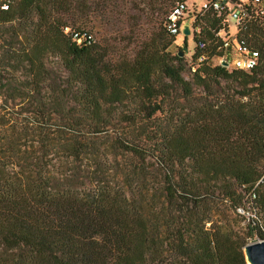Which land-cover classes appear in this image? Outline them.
Returning a JSON list of instances; mask_svg holds the SVG:
<instances>
[{
	"label": "trees",
	"instance_id": "trees-1",
	"mask_svg": "<svg viewBox=\"0 0 264 264\" xmlns=\"http://www.w3.org/2000/svg\"><path fill=\"white\" fill-rule=\"evenodd\" d=\"M80 2L0 0V264H247L264 240V20L235 37L260 52L249 70L219 64L212 11L193 65L163 26L113 60L64 33L88 31Z\"/></svg>",
	"mask_w": 264,
	"mask_h": 264
},
{
	"label": "rangeland",
	"instance_id": "rangeland-1",
	"mask_svg": "<svg viewBox=\"0 0 264 264\" xmlns=\"http://www.w3.org/2000/svg\"><path fill=\"white\" fill-rule=\"evenodd\" d=\"M172 2L173 0H81L77 8L75 7V16L81 19L82 28L93 35L96 43L108 46L109 55L115 60L124 55L132 56L153 31L162 28L165 14ZM192 3H195L199 9L202 0H187L188 8H191ZM69 24L73 28L80 25L79 22ZM186 25H191L190 18L182 22L181 29ZM234 31L235 28L231 22L229 38H232ZM176 38L170 49L173 54L182 52L185 47L183 46V33L181 32ZM186 43L188 52H183L182 58L190 66L194 64L193 56L196 50L191 36L187 37ZM226 54L231 66L236 60L242 58L233 46L227 48ZM46 63L58 75L65 76L56 58L49 57ZM217 63V59L210 61L211 65ZM184 76L187 78L188 74L185 72ZM53 161L55 162L54 159ZM56 161H58L57 164L65 162L61 159H56Z\"/></svg>",
	"mask_w": 264,
	"mask_h": 264
},
{
	"label": "built area",
	"instance_id": "built-area-1",
	"mask_svg": "<svg viewBox=\"0 0 264 264\" xmlns=\"http://www.w3.org/2000/svg\"><path fill=\"white\" fill-rule=\"evenodd\" d=\"M7 8L8 6L6 4H0L1 10H7ZM207 11H212L217 17H221V25L223 28L217 33V36L222 38L223 48L227 50L228 47L233 46L242 56L232 66L242 70L253 68L258 63L260 52L257 50L248 52L243 45L236 43L235 37L256 17H261L264 20V0H202L199 9L195 3H192L191 8H188L187 0H173L172 5L165 14L162 26L168 34L176 37L181 32L183 33V29L186 27L189 33L188 35L183 34V36L197 38L195 46L198 49H203L205 43L201 39H198L200 28L195 26V20L197 16ZM189 18L191 19V25H186L181 29L182 22ZM231 22L234 25L235 31L232 38H229ZM64 33L68 34L77 44L94 40L93 35L88 31L80 33L70 28H65ZM201 59L204 58L202 57ZM224 60L229 66L230 64L226 57L219 59V64L222 65V61ZM236 212L244 216L246 221L253 217L250 211H246L241 207L237 208Z\"/></svg>",
	"mask_w": 264,
	"mask_h": 264
},
{
	"label": "water",
	"instance_id": "water-1",
	"mask_svg": "<svg viewBox=\"0 0 264 264\" xmlns=\"http://www.w3.org/2000/svg\"><path fill=\"white\" fill-rule=\"evenodd\" d=\"M188 30L185 27L183 29V34L188 35ZM188 48L184 47L182 52L178 55L181 57L183 52H187ZM222 65L227 67L228 63L224 60ZM243 254L247 264H264V240H252L246 244L243 248Z\"/></svg>",
	"mask_w": 264,
	"mask_h": 264
}]
</instances>
